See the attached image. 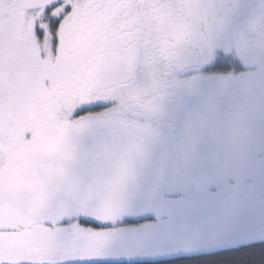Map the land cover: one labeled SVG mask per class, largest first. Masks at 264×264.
<instances>
[{
    "label": "flooded vegetation",
    "instance_id": "flooded-vegetation-1",
    "mask_svg": "<svg viewBox=\"0 0 264 264\" xmlns=\"http://www.w3.org/2000/svg\"><path fill=\"white\" fill-rule=\"evenodd\" d=\"M204 2L101 0L95 15L75 32L77 60L62 77L56 70L66 61L67 45L55 55L47 47L43 59L37 50L48 68L24 73L20 90L0 108L4 153L17 141L15 98L27 103L25 123L34 137L26 156L8 155L3 171L14 165L17 173L11 185L25 189L37 180L47 163L58 161L52 154L59 148L84 147L91 138L104 143L117 131L126 132L118 125L161 140L195 110L247 105L253 95L254 103L263 104L264 0H216L228 6L219 17L198 15ZM28 83L32 91L25 95ZM100 94L118 101L111 114L70 119L74 107ZM108 107L88 111L96 115ZM108 123L118 125L103 126Z\"/></svg>",
    "mask_w": 264,
    "mask_h": 264
},
{
    "label": "trees",
    "instance_id": "trees-1",
    "mask_svg": "<svg viewBox=\"0 0 264 264\" xmlns=\"http://www.w3.org/2000/svg\"><path fill=\"white\" fill-rule=\"evenodd\" d=\"M126 174L122 191L114 195L101 194L65 209L61 204L31 211L24 217L26 225H13L24 239L19 251L5 258L15 262L46 255L111 254L99 247L64 246L55 228L43 227L46 221L55 222L57 215L86 210L149 214L128 222L132 227H114L123 235V245L134 251L127 256L114 253L103 264H172L180 257L247 246L264 252V161L245 167L234 161L215 159L202 164L183 157L166 170ZM195 183L199 186L189 191ZM256 264L264 262L257 260Z\"/></svg>",
    "mask_w": 264,
    "mask_h": 264
},
{
    "label": "rangeland",
    "instance_id": "rangeland-1",
    "mask_svg": "<svg viewBox=\"0 0 264 264\" xmlns=\"http://www.w3.org/2000/svg\"><path fill=\"white\" fill-rule=\"evenodd\" d=\"M22 34L25 40L24 54L29 65L42 69L38 73L25 71L24 73L40 74L48 67L38 59V52L34 41L31 39V22L22 21ZM66 42L62 43L58 54L62 53ZM43 46V52L47 51ZM49 48V47H48ZM48 54V52H47ZM55 61L52 65H55ZM32 83L24 86V94L31 92ZM254 95L248 100L247 105L219 106L216 110H205L199 114L195 110L191 118L182 121L172 135L167 139L157 140L143 136L139 133H126L117 131L113 136L101 143L94 139L88 140L84 147L76 146L68 150L58 149L52 156L58 161L47 163L43 173L40 172L37 180L27 184L25 189L7 186L4 190L5 199L2 211L5 223L21 225L23 220L33 210L58 207L60 204L82 203L91 201L102 195H114L121 192L126 173H137L140 169H169L182 159L192 161L219 163L225 161L237 162V165L251 167L264 161V103H254ZM22 96L13 100V110L16 111L18 122L17 141L8 148L0 158V171L7 165L8 155L26 156L28 147L33 143L34 137L28 132L24 113ZM113 142V143H112ZM215 167V166H210ZM85 180L82 176L87 177ZM190 182L196 180H189ZM194 184L188 190L198 187ZM208 187V183L206 187ZM168 198H164L167 200ZM67 203V204H66ZM65 209V208H64ZM84 213H94L105 218L115 217L117 220L108 227L128 228L133 225L128 223L148 217L147 212L126 211H100L86 210ZM71 213L70 215L75 214ZM65 217L57 215L56 220ZM10 218V219H9ZM144 222L141 221V223ZM57 233V230H56ZM58 235V233H57ZM68 256H42L29 258L41 264L44 261H56Z\"/></svg>",
    "mask_w": 264,
    "mask_h": 264
},
{
    "label": "snow or ice",
    "instance_id": "snow-or-ice-1",
    "mask_svg": "<svg viewBox=\"0 0 264 264\" xmlns=\"http://www.w3.org/2000/svg\"><path fill=\"white\" fill-rule=\"evenodd\" d=\"M101 6V0H0V108L20 90L22 86L20 78L25 71L32 73L42 71L39 67L27 63L22 21L31 22V39L39 51L40 59L45 55L43 46L47 45L55 55L62 43L66 42V61L56 70L57 75L62 77L73 69L77 60L72 47L75 32L91 19ZM227 8V5L216 0H205L197 7L196 12L200 16L219 17L225 14ZM102 104L109 105L103 113L93 115L88 111L90 107ZM117 104L116 99L100 94L97 98L86 100L74 107L70 119L83 121L90 117H104L111 114ZM3 144L4 138L0 136V158L3 156ZM16 175L14 165L0 171V208L5 199L4 188L14 183ZM82 178L87 180L88 175ZM116 220L115 217L105 218L90 212H77L61 217L55 222L46 221L43 227L55 228L60 244L85 248L99 247L111 254L71 255L56 261H44L41 264H103L114 253L130 255L134 250L123 245V235L114 227H108ZM40 238L45 239L43 236ZM23 239L18 228L12 223H5V216L0 211V264H37L30 259L13 262L5 258L19 251ZM257 260L264 262V252L258 251L255 246H247L180 257L172 264H256Z\"/></svg>",
    "mask_w": 264,
    "mask_h": 264
},
{
    "label": "water",
    "instance_id": "water-1",
    "mask_svg": "<svg viewBox=\"0 0 264 264\" xmlns=\"http://www.w3.org/2000/svg\"><path fill=\"white\" fill-rule=\"evenodd\" d=\"M108 125H118V124H116V123L103 124V126H108ZM118 126L120 127V129L125 130L127 133H131V132H135V131H137V132H140V131H141V130H139V129L126 128V127H124V126H122V125H118Z\"/></svg>",
    "mask_w": 264,
    "mask_h": 264
}]
</instances>
